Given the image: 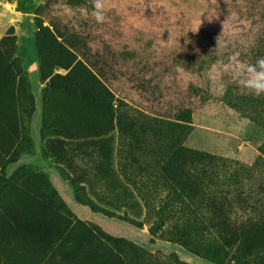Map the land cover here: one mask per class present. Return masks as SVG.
I'll return each instance as SVG.
<instances>
[{
    "label": "rangeland",
    "instance_id": "1",
    "mask_svg": "<svg viewBox=\"0 0 264 264\" xmlns=\"http://www.w3.org/2000/svg\"><path fill=\"white\" fill-rule=\"evenodd\" d=\"M16 171L0 222L23 241L0 263L263 264L217 252L199 206L264 185V0H0V174Z\"/></svg>",
    "mask_w": 264,
    "mask_h": 264
},
{
    "label": "trees",
    "instance_id": "2",
    "mask_svg": "<svg viewBox=\"0 0 264 264\" xmlns=\"http://www.w3.org/2000/svg\"><path fill=\"white\" fill-rule=\"evenodd\" d=\"M42 29L46 30L44 27H42ZM203 39H205L204 36L200 38V41ZM73 67L71 69L78 67L85 73V78H87V81L89 84H91V86L101 88V90L110 93V91L104 88V85L100 84L98 81L97 73L94 74L82 64H78V66L75 64ZM54 77L56 79L52 78L49 80L46 84L47 86L63 87V85H65L60 81L65 79V76L55 73ZM99 78L101 77L99 76ZM75 84L78 86V83ZM69 87L72 86L69 85ZM187 118L190 119V116L187 115ZM218 159L219 158L216 157L211 158V160H215L216 163L218 162ZM185 171L187 172L185 173V176H187L190 170L185 168ZM18 173L19 171H16L14 175H11L10 177H5L0 174V220L3 218L6 212V203L11 192L17 190L16 182L19 180ZM24 175L27 177L28 172H25V174L23 173L20 175V177ZM70 181L73 182V179H70ZM46 185L49 186V182H47ZM216 189L217 191L214 192L215 195H212L213 198L211 195L209 197L210 202L207 200L205 204L199 207L209 210V212L211 211V206L217 208V214L209 217L206 225L209 230L213 232L215 239L219 243L217 252L219 251L226 253L227 250L230 249L233 250V253L236 256L258 258L264 264V185L258 188L259 190L256 191L249 188L248 193L247 190L239 191L236 188L231 187L222 189L216 187ZM243 194L244 197L242 198ZM74 198L78 203L81 202L82 204L88 205L90 208L93 207L92 203H88L86 201L83 202L78 196H75ZM231 200H233V204L230 203ZM57 204L60 206L61 213L64 215V206H62L63 202L60 201ZM80 224V221H75V219H73V224L71 225L75 226ZM85 231L86 233H83V237H89L92 233H96V230L88 225H85ZM149 231L150 234H152L153 224L149 227ZM17 232L18 231L16 230V227L12 226L11 222H7V220L6 222H0V248H4V250L8 252H16L17 248L20 244H22L23 241L22 240L19 242L20 239H22V234ZM184 232L186 231L184 230ZM13 233L15 235H13ZM31 235L40 239L48 249L53 248L56 239L59 240L58 235L49 233L46 235L37 236L34 229H31ZM105 239L109 240V238ZM183 242L184 244H188V248H192L191 244L193 243L191 241ZM8 260V257L5 256V260H2L0 264H8Z\"/></svg>",
    "mask_w": 264,
    "mask_h": 264
}]
</instances>
